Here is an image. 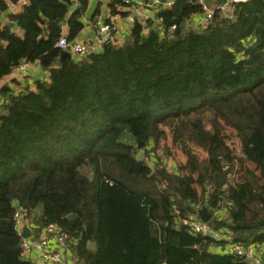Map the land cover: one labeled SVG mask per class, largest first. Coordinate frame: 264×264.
Listing matches in <instances>:
<instances>
[{
    "label": "trees",
    "instance_id": "trees-1",
    "mask_svg": "<svg viewBox=\"0 0 264 264\" xmlns=\"http://www.w3.org/2000/svg\"><path fill=\"white\" fill-rule=\"evenodd\" d=\"M18 1L0 0V16L10 11L0 80L23 60L51 63H40L49 77L35 90L1 89L0 264H34L21 254L19 207L33 225L66 230L77 264H251L180 222L206 207L236 241L264 245V0L198 28L181 22L202 17V5L173 0L158 14L174 34L136 22L131 40L82 59L56 44L63 24L79 36L92 0H30L13 12ZM123 5L109 0L108 12ZM169 135L185 162L141 160Z\"/></svg>",
    "mask_w": 264,
    "mask_h": 264
},
{
    "label": "built area",
    "instance_id": "built-area-1",
    "mask_svg": "<svg viewBox=\"0 0 264 264\" xmlns=\"http://www.w3.org/2000/svg\"><path fill=\"white\" fill-rule=\"evenodd\" d=\"M73 5L77 6V0H71ZM204 9V14L200 18V24L207 26L216 11L220 12L223 16H233V6L236 2H244L247 0H222L215 6H211L205 0H197ZM125 5L120 7L117 13H109L106 18L98 17L92 23L91 27L95 32L94 37L86 39L75 38L74 40L68 39V32L63 26L62 34L57 41V47L68 51L70 56L82 59L91 54L103 50L108 42L112 46H122L126 41V36L131 35L132 26L138 22L142 25L143 32L147 33L151 28H157L161 33L168 35L174 34L177 25L174 24L166 31L164 30V19L158 14L162 9V0H124ZM30 0H19L16 5H12V11L16 12L22 5H27ZM147 8L148 10H146ZM68 28V27H67ZM42 63V60L34 62L23 60L15 67V71L22 79L30 78V70L36 68ZM21 72V73H19ZM10 80H5L2 85L8 86ZM17 90L25 89L26 85L12 86ZM0 87V101L4 95ZM153 153V152H152ZM150 152L145 162H151L150 159L153 155ZM141 158V156H140ZM201 208H198V211ZM191 213L188 217L181 220V224L191 232L199 233L204 236L210 237L217 241H224L225 248L236 256L243 257L250 260L252 264H259L261 262V250L255 246H246L235 240L233 232L228 229H219L214 226L210 221H204L200 218L199 213ZM30 220L29 212L27 209L18 208L15 213L16 226L20 234H23L24 226ZM33 230L38 229L37 233H31L25 237L22 242V257L28 259L34 264H77L73 256H69L64 249L68 244L69 234L62 227L55 223H49L46 226L33 225Z\"/></svg>",
    "mask_w": 264,
    "mask_h": 264
},
{
    "label": "crops",
    "instance_id": "crops-1",
    "mask_svg": "<svg viewBox=\"0 0 264 264\" xmlns=\"http://www.w3.org/2000/svg\"><path fill=\"white\" fill-rule=\"evenodd\" d=\"M108 1L109 0H98V4L96 6V9H95V13L93 14L92 18L95 16L97 10H99V13L98 15H96L95 17L98 18V17H101V18H106L107 14H108ZM93 0L91 1L90 5H89V9H88V12L91 8V4H92ZM173 3V0L170 1V2H167V4H163V7L162 9L164 8H168L169 6H171V4ZM216 4H218V1L216 0H213L211 4V6H215ZM146 10H148L147 8H145ZM20 12L23 10V7H19L18 9ZM88 12H87V15L85 17V26L82 30V32L79 34V36L77 38L79 39H86L88 37H91V39L94 37V31L91 27V23L92 21L90 22L91 18L88 17ZM9 15H10V11H7L5 13H3L1 16H0V21L2 24L4 23H7L9 22ZM193 19L191 21H188L187 20V25L185 27H193V28H198V22L201 18V16H195V17H192ZM53 25H55L56 23L55 22H52ZM66 25V24H63L62 25V31H63V26ZM68 27V26H67ZM66 28L67 32H68V28ZM156 30H158L157 28H155ZM17 32L19 35L23 36L24 35V32L20 29H17ZM127 37V36H126ZM127 40V39H126ZM21 73V72H19ZM49 77V71L47 72V69L44 68V67H41V66H38L36 68H33L32 70H30V78H26V79H22L21 77L18 76V74L16 73L15 70H13V72L5 77H3V79L0 80V87H4L2 85V83L5 81V80H10L8 82V86L7 87H10L12 88V86H20V85H23L30 89V90H35L36 89V85H35V81L38 80V79H42V78H46L48 79ZM209 211V210H208ZM226 214V213H225ZM200 216V215H199ZM201 218V217H200ZM213 218V217H212ZM34 223L31 219L28 221L27 224H25L24 226V230H28V233L29 235L31 233H37V230L34 231L33 230V224ZM28 235V236H29ZM68 244V243H67ZM217 247L213 248L214 251L216 252H230L228 250V248H225L223 246H218V245H215ZM255 246L256 250L259 249L261 250V258L262 256L264 255V245H259V244H256V245H253ZM64 249H66V252L69 256H73L75 258V255H74V252H73V249L67 245L64 247ZM251 263L250 260H247ZM252 264V263H251Z\"/></svg>",
    "mask_w": 264,
    "mask_h": 264
},
{
    "label": "rangeland",
    "instance_id": "rangeland-1",
    "mask_svg": "<svg viewBox=\"0 0 264 264\" xmlns=\"http://www.w3.org/2000/svg\"><path fill=\"white\" fill-rule=\"evenodd\" d=\"M68 54L69 53L67 51L65 56H68ZM230 132H228L229 134L228 143L235 150V152H237V155H239L241 153L240 140L238 139V137L235 136V134ZM124 140L126 142H133L131 141L132 137L130 135H126L124 137ZM167 147L169 148L167 149ZM152 152L151 153L153 155V159L158 158L161 162H163V164H166L169 167L168 169H175L179 165V163L186 161V155L182 151V148L178 145L173 144L171 135H169L167 140H164L161 143L160 147L157 150L154 149ZM198 152L202 158L205 156L203 152L200 151ZM145 156H147V153L141 154V160H143L144 162L147 160V157ZM238 167L240 166L237 165L235 167L238 171L240 170V168H243V167L240 168ZM226 169H228L227 166ZM237 176H238L237 173H232L231 179L234 180L235 177Z\"/></svg>",
    "mask_w": 264,
    "mask_h": 264
},
{
    "label": "water",
    "instance_id": "water-1",
    "mask_svg": "<svg viewBox=\"0 0 264 264\" xmlns=\"http://www.w3.org/2000/svg\"><path fill=\"white\" fill-rule=\"evenodd\" d=\"M172 0H162L163 3H167V2H170ZM213 0H205V2L207 4H211ZM98 4V0H93L92 4H91V8L88 12V17L89 18H92L93 14L95 13V9H96V6ZM187 25V18H184L181 22V26L182 27H185ZM94 35H95V32H94ZM127 40H131L132 39V35H128L126 37ZM107 46L108 47H112V43L111 42H108L107 43ZM70 54H68L69 56ZM42 63L45 65V66H49V64L51 63V58H44L42 60ZM141 147V146H140ZM17 206H20L19 204H17ZM200 217L202 220L204 221H210L211 218H212V214L208 211V209L206 207H202L199 211H198ZM76 214H70L69 217H74ZM29 235L28 233V230H25L23 232V236L24 237H27Z\"/></svg>",
    "mask_w": 264,
    "mask_h": 264
}]
</instances>
